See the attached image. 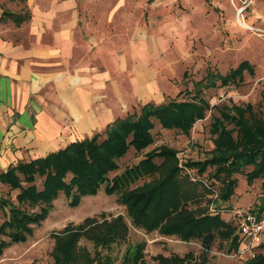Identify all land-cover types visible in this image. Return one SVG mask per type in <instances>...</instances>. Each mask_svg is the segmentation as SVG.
<instances>
[{
	"label": "rangeland",
	"instance_id": "rangeland-1",
	"mask_svg": "<svg viewBox=\"0 0 264 264\" xmlns=\"http://www.w3.org/2000/svg\"><path fill=\"white\" fill-rule=\"evenodd\" d=\"M23 0H4L2 10L10 13L24 12ZM94 4L98 9L99 19L93 20L94 36L102 32L112 54L118 55L115 48L123 51L126 59L127 79L135 74L134 65L139 60L149 64L157 79L167 78L169 90L177 88L169 100L189 101L193 96V83L201 80L207 72L226 75L246 61L253 66L254 75L244 72L243 81L238 85L220 86L204 90L202 97L208 101L212 110L203 120L197 121L189 135L176 130L161 129L155 123L153 144L141 153L130 150L119 162V169L110 174L112 178L126 167L135 165L145 153L160 147L175 150L182 165L180 175L193 184L189 186L192 194L198 195L196 202H189V209L198 213H218L229 224L227 211L233 207L264 204V176L246 182L245 174H233L236 187L233 195L226 202L219 200L221 176L215 166L200 172L197 168L184 167L188 161L202 162L217 155L214 151V136L210 132L212 116L217 115L214 106L250 104L253 112L264 119V0H104L103 5ZM242 10V11H241ZM241 11L237 23V13ZM142 47L143 53H131V44ZM148 67V65H147ZM231 128V126H228ZM156 163L160 160L156 159ZM214 174L216 177L214 178ZM219 175V176H218ZM156 175L154 178H157ZM154 178L143 177L130 188L143 184H152ZM36 185L40 187L41 179ZM209 191V192H208ZM16 191L0 187V198L15 203ZM118 194L107 195L102 187L96 195L81 199L75 208L69 207L63 194L53 201V208L48 217L34 227L32 236L24 243L11 245L3 251L0 264H54L52 250L53 234L68 225L77 226L86 219L110 220L122 216L128 226V236L124 241L113 245L109 250L94 249L92 241L81 238L78 247L89 252L91 258L95 251L100 257H109L111 264H120L124 253L135 244L144 243L146 264H158L154 257L178 256L189 254L191 261H199L206 255V264H247L259 255H264V237L259 246L251 250V255L241 257L238 253L240 242L236 231L238 248L230 252L228 241L216 239L208 253H203L199 240L182 241L177 236H163L157 230L145 232L130 223L125 207L119 204ZM36 209L35 211H38ZM5 220L0 210V224ZM233 228V227H232ZM234 229V228H233ZM1 240L7 241L5 237ZM90 258V260H91Z\"/></svg>",
	"mask_w": 264,
	"mask_h": 264
},
{
	"label": "trees",
	"instance_id": "trees-1",
	"mask_svg": "<svg viewBox=\"0 0 264 264\" xmlns=\"http://www.w3.org/2000/svg\"><path fill=\"white\" fill-rule=\"evenodd\" d=\"M3 15L12 16L9 13ZM244 72L254 75L253 66L246 61L224 76L207 72L205 77L193 83V96L189 101L174 99L160 105L145 104L138 111L116 119L102 132L0 173V183L17 192L15 203L0 198V210L5 215L0 224V236L8 239H0V257L11 245L24 243L32 236L34 227L40 226L48 217L53 201L60 194L68 200L69 207L75 208L82 198L96 195L102 187L107 195H119V204L125 207L130 223L136 228L148 233L157 230L163 236H177L185 242L197 239L203 253L210 251L216 239L228 241L230 252L236 251L238 241L233 236L234 229L218 213H198L197 209H189L187 204L196 202L199 197L189 189L193 186L192 181L180 175L183 167L175 150L154 149L120 174L112 178L110 174L119 169L118 162L131 149L139 154L153 144L155 123L161 129L189 135L193 125L212 110L202 92L216 88L217 82L220 86H238ZM213 108L217 115L212 116L210 132L214 136L217 155L202 162L188 161L183 166L197 168L200 172L215 166L221 176L218 179L221 182L219 200L226 202L237 184L231 178L233 174L250 168L245 174L248 184L264 176V119L254 114L250 104ZM156 159L160 162L156 163ZM156 175L158 177L154 178ZM143 177L154 180L152 184L130 188ZM37 179H41L40 187L36 185ZM52 236L54 264H111L109 257L102 258L97 251L91 258L77 243L85 238L92 241L94 249L109 250L127 238L128 226L122 216L102 221L86 219L82 224L68 225ZM144 249V243L127 249L120 264H146ZM190 259L189 254L154 257L158 264H206V255L197 262ZM247 264H264V255Z\"/></svg>",
	"mask_w": 264,
	"mask_h": 264
},
{
	"label": "crops",
	"instance_id": "crops-1",
	"mask_svg": "<svg viewBox=\"0 0 264 264\" xmlns=\"http://www.w3.org/2000/svg\"><path fill=\"white\" fill-rule=\"evenodd\" d=\"M3 1L0 173L102 132L145 104H164L177 91L144 60L127 79L123 51L117 46L112 54L102 32L94 36L101 16L93 7L104 0H25L21 13L3 11ZM131 50L143 53L135 42Z\"/></svg>",
	"mask_w": 264,
	"mask_h": 264
},
{
	"label": "built area",
	"instance_id": "built-area-1",
	"mask_svg": "<svg viewBox=\"0 0 264 264\" xmlns=\"http://www.w3.org/2000/svg\"><path fill=\"white\" fill-rule=\"evenodd\" d=\"M227 213L229 222L241 241L238 253L241 257L248 254L250 256L251 250L259 246L264 237V204L233 207Z\"/></svg>",
	"mask_w": 264,
	"mask_h": 264
},
{
	"label": "bare ground",
	"instance_id": "bare-ground-1",
	"mask_svg": "<svg viewBox=\"0 0 264 264\" xmlns=\"http://www.w3.org/2000/svg\"><path fill=\"white\" fill-rule=\"evenodd\" d=\"M236 20H237V23H238L241 27H243V25H245V24L242 25V21L240 20L239 12H238V19L236 18Z\"/></svg>",
	"mask_w": 264,
	"mask_h": 264
}]
</instances>
